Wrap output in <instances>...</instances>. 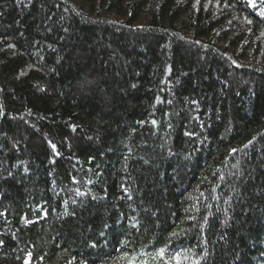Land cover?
<instances>
[{"label": "trees", "instance_id": "obj_1", "mask_svg": "<svg viewBox=\"0 0 264 264\" xmlns=\"http://www.w3.org/2000/svg\"><path fill=\"white\" fill-rule=\"evenodd\" d=\"M254 3L0 0V264H264Z\"/></svg>", "mask_w": 264, "mask_h": 264}, {"label": "rangeland", "instance_id": "obj_2", "mask_svg": "<svg viewBox=\"0 0 264 264\" xmlns=\"http://www.w3.org/2000/svg\"><path fill=\"white\" fill-rule=\"evenodd\" d=\"M249 3H250L251 6L255 5L254 0H249ZM28 262H29L28 259H26L25 260V264H28Z\"/></svg>", "mask_w": 264, "mask_h": 264}, {"label": "snow or ice", "instance_id": "obj_3", "mask_svg": "<svg viewBox=\"0 0 264 264\" xmlns=\"http://www.w3.org/2000/svg\"><path fill=\"white\" fill-rule=\"evenodd\" d=\"M262 15H264V13H262ZM53 148H55V145H52Z\"/></svg>", "mask_w": 264, "mask_h": 264}]
</instances>
